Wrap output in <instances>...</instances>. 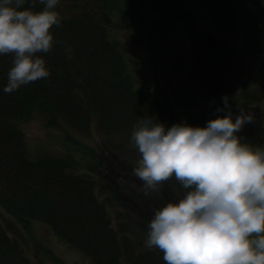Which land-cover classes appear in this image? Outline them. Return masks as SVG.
Here are the masks:
<instances>
[{"label":"trees","instance_id":"16d2710c","mask_svg":"<svg viewBox=\"0 0 264 264\" xmlns=\"http://www.w3.org/2000/svg\"><path fill=\"white\" fill-rule=\"evenodd\" d=\"M144 1L148 4V0L142 4ZM142 4L137 9L145 15ZM204 5L210 13L205 19L217 29L221 44L225 46L224 38L231 39L243 51L235 47L238 54L246 53L236 30L238 24L244 25V44L254 50L259 61L257 80L264 83V14L248 9L241 21L230 0H206ZM43 7L37 2L35 10ZM56 11L61 24L51 30L54 47L47 54H39L50 72L47 78L4 93L13 56H0V205L25 226L33 220L49 225L69 245L87 254L93 264H166L158 249H145L147 226L156 210L179 202L186 190L173 177L160 186L159 192L144 195L143 181L133 174L141 157L131 144V132L143 117H152L169 128L178 123L197 127V121L192 112L188 120L183 117L181 111L186 110L181 99L165 92L161 80L157 81V94L152 87L137 86L119 43L109 35L107 27L113 26L109 13L98 15L92 9L72 18L59 4ZM161 17L163 20L155 23L143 18L152 56L155 49L166 46L170 65L183 64L188 69L198 53L215 64L203 70L205 76L197 73L223 92L230 89L232 76L239 74L242 81L247 78L243 69L249 66L239 62L234 53L226 56L222 49L210 50L205 42L190 49L177 47L180 39L171 32L172 21ZM159 28V33L170 30L167 43L158 42ZM69 48L70 58L65 51ZM227 65L230 71L224 72L226 79L219 73L214 77L215 66L223 71ZM231 107L233 110L234 105ZM217 109L211 106L207 114L220 113ZM35 113H40L49 127L62 129L61 141L75 145L78 152L67 148L60 155L34 153L22 124ZM95 124L101 135L109 138V143L104 141V156L93 146L78 150L82 142L70 131L93 137ZM237 135L249 143L247 136ZM85 154L91 160L85 159ZM103 170L110 176L108 183L100 176ZM0 264H31L24 244L11 236L1 219Z\"/></svg>","mask_w":264,"mask_h":264},{"label":"clouds","instance_id":"9594fccd","mask_svg":"<svg viewBox=\"0 0 264 264\" xmlns=\"http://www.w3.org/2000/svg\"><path fill=\"white\" fill-rule=\"evenodd\" d=\"M37 2L43 10H35ZM59 2L0 0V56H13L4 93L50 75L39 54L54 47ZM65 51L70 58L71 49ZM223 100L217 112L227 115L206 127L169 128L143 117L132 129L141 157L133 174L144 195L173 177L187 190L179 202L156 210L147 226L145 249H158L166 264H264V149L237 135L255 114L238 105L234 120L229 97Z\"/></svg>","mask_w":264,"mask_h":264},{"label":"rangeland","instance_id":"374dc122","mask_svg":"<svg viewBox=\"0 0 264 264\" xmlns=\"http://www.w3.org/2000/svg\"><path fill=\"white\" fill-rule=\"evenodd\" d=\"M141 1L60 0L59 5H64L69 10L67 15L72 18L78 17L83 13L91 12L92 9L98 15L101 12L109 13L113 21L111 22L113 26L107 27L109 35H111L112 40L119 43L128 61V68L132 70L134 82L137 86L142 87L146 85L147 87H152V92L157 94L156 88L159 85L157 81L161 80V87L165 92L181 99L186 110L181 112L186 120L189 119V112H192L197 121V127H206L210 120L227 115L226 112L213 115L207 114L211 106L215 108L224 107L223 97L225 95L229 97L230 104L234 105V109L232 110L234 120L239 115V110L237 111L238 106H236L237 102L239 104L241 103V107L246 112L255 114V121L246 124L239 132L244 138L247 136L251 146L264 149V83L257 80L259 61L254 50L244 44V25L242 23L238 24L236 30L238 31L237 37L242 42V48L246 53L238 54L236 48L238 50L241 49L234 45V41L227 38H224L226 39V47L223 45L222 50L226 56H229L230 53L233 56L234 53L239 59V62L243 60L249 66H244L243 69L245 75L247 74V78L242 81L241 79L239 80L241 78L239 74L232 76L228 83L230 89L223 92L221 90H215L216 86H214V82L197 76L192 65H189L188 69L183 64L174 63L170 65V61H168L169 52L166 46L163 49H160L161 46L157 48L158 50L155 49V56H152V42L147 40L146 36L148 35L147 31L149 29L146 28V23L143 21L145 17L148 20L151 19L153 23L157 19V21L161 22L163 20L161 15L169 17L170 20H176L174 19L175 17H184L186 22L195 24L196 32L201 33L204 42L209 41V43H212L211 45H217L223 42V39H221L217 29H214V26L207 22L209 19L207 21L205 19L210 14L207 13L209 9L204 5L206 0H148V4L146 1L142 4ZM140 3L144 8V14L146 16L143 14V16L140 15L141 13L137 9V5ZM230 3L239 10L241 21L243 20L242 14L248 9L264 14L263 0H233V2L230 0ZM191 17L195 18V21L192 22L193 19ZM160 29L157 40L158 42L167 43L169 38L167 32H170V30L167 29L164 32L161 30V34L159 33ZM235 44L237 43L235 42ZM172 57L171 55L170 58ZM196 61L198 63V70L203 76H205L203 70H206L209 64L210 66L215 64L213 61L212 63L209 62L205 57H201ZM167 65L172 69L171 71L169 68H166ZM212 70L215 73L214 77L216 73H219L226 79L224 72L227 69L220 71L215 66ZM142 73H148L149 75L144 76ZM148 92L152 94L151 91ZM175 106L176 104H174ZM22 127L34 153L38 154L47 151L60 155L61 153H65L67 148L77 151L75 145H67L61 141L64 136L63 130L49 127L40 113H35L28 122L22 124ZM70 131H72L73 138H77L82 142L78 146V150L84 148L86 145L93 146L98 149L100 156L105 155L104 141L109 143V138L101 135L96 124L93 137L85 138L80 133H75L74 130ZM83 157L91 160L86 154ZM99 173L101 177H104L106 183H108L110 176L107 171L103 170ZM123 205L126 206L125 204ZM114 208L115 204L111 209L113 210ZM114 213L115 210L113 211ZM112 218L115 222V215ZM0 219L11 236L24 244L31 264H93L87 254L73 248L63 238L57 235L49 225L43 222L33 220L25 226L9 214L1 205Z\"/></svg>","mask_w":264,"mask_h":264},{"label":"flooded vegetation","instance_id":"af4514ba","mask_svg":"<svg viewBox=\"0 0 264 264\" xmlns=\"http://www.w3.org/2000/svg\"><path fill=\"white\" fill-rule=\"evenodd\" d=\"M263 4H264V0H263ZM178 16V15H177ZM180 18V19H179ZM175 17L174 19L176 20H171L172 23H173V28L171 29L172 33L174 32L178 38L180 39V44L176 43V46L177 47H180V48H194L196 46H200V44H203L204 43V40L201 36V33H198L196 32V26L195 24H191L190 22H186L184 20V17ZM193 19V17H191ZM179 19V20H178ZM193 22V20H192ZM195 23V22H194ZM206 43V47L205 48H208L211 50L216 48V50L218 49H222L223 44H217V45H211L212 43ZM211 47V48H210ZM195 56L196 58L194 59V62L195 64L193 65L194 67V71H196V74L199 75L200 77H202V75H200V73H197L199 70H198V63H197V58L198 57H201L198 53H195ZM221 66V64H220ZM225 68L230 71L228 65L225 66Z\"/></svg>","mask_w":264,"mask_h":264}]
</instances>
